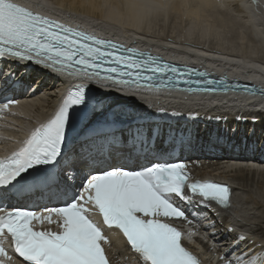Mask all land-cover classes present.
I'll return each mask as SVG.
<instances>
[{"label": "snow or ice", "instance_id": "obj_1", "mask_svg": "<svg viewBox=\"0 0 264 264\" xmlns=\"http://www.w3.org/2000/svg\"><path fill=\"white\" fill-rule=\"evenodd\" d=\"M41 7L0 0V61L8 62L0 71L4 94L0 118L19 104L7 93L19 88L30 67L129 92L179 90L183 84L189 93L216 92L220 87L264 95L262 89L229 83L226 78L209 79L205 72L182 69L32 10ZM79 7L106 14L112 22L135 18L143 23L166 5L150 0ZM20 64L24 67L17 72ZM185 75L203 79H184ZM88 83L70 86L54 113L32 129L17 149L0 157V264H112L105 248L111 243L107 230L122 235L138 257L134 264H202L182 245V233L170 221L192 224L195 219L198 224L199 219L183 207L191 206L195 196L202 198L201 207L211 210L215 204L226 210L230 189L216 182H190L185 164L173 159L184 133L169 129L163 147H158L160 128L149 131L138 119L127 130L129 146L118 134L112 110L106 111ZM38 84L27 91L35 92ZM76 127L83 131L73 145L68 137ZM73 164L79 165V171ZM18 200L38 204L41 210H23ZM209 221V227L215 228V222ZM45 224H54L56 230L37 227ZM245 238L243 232L237 236L240 241ZM9 239L11 253L5 247ZM220 259L223 264H264L262 254L230 260L226 252Z\"/></svg>", "mask_w": 264, "mask_h": 264}, {"label": "bare ground", "instance_id": "obj_2", "mask_svg": "<svg viewBox=\"0 0 264 264\" xmlns=\"http://www.w3.org/2000/svg\"><path fill=\"white\" fill-rule=\"evenodd\" d=\"M36 1L46 10L62 11L67 7L70 11L82 14L72 17L80 23L86 22L90 29L94 28V24L89 21L95 22L101 16L104 20L105 14L81 8L79 5L150 2V0ZM227 1L229 7L245 19L244 26L235 19L228 18L229 15L225 12ZM163 4L166 5L165 8L153 11L143 23L135 18L113 23L126 30H135V34L142 35V39L149 40L154 46H163L168 50H174L173 52L178 51L189 56L196 53V59H202L205 63L227 69L229 73L241 75L245 79H252L253 82L264 85V0H258L256 4H251L250 0H213L207 6L199 3V0H194L184 7L183 14L179 10L181 7L179 4L175 2ZM241 26L248 30L250 41L245 42L244 39H248L244 36ZM168 27L172 31L163 35L161 32ZM180 31L181 35L175 34ZM156 35L161 38L156 40L158 38ZM254 39H258V42ZM253 41L258 45L252 46ZM20 69L16 67L17 72ZM36 77L37 74L30 72L27 77L23 76V80L27 79L31 83ZM48 78L50 82L38 85L34 95H31L33 97L31 102L40 104L43 114L49 112L55 101L57 102L56 79L52 75ZM22 85H26V82ZM107 90L116 97L123 94L137 96L126 89L124 91L108 87ZM142 93L149 95H146V99H129L134 104L130 111L136 116L150 117L148 121L142 117L138 118L142 119L149 131L153 127L160 128L161 136L156 141L157 146L163 145L169 129L175 133H184L183 144L177 142L176 146L181 147L182 154L187 156L192 177L227 182L235 194L232 215L227 212L219 214L202 211L197 207V203L190 209L192 216L198 218L200 222L197 224L194 219L192 224L186 221L180 226L184 229L189 225L198 233L189 246L196 250L198 255L202 254L204 260L208 259L209 264H223L220 257L226 252L236 257L249 253L264 255L261 253L264 246V203L260 201V198L264 197V98L238 93L213 95L197 93L187 97L185 93L178 91ZM27 96L29 91L27 93L19 91L15 97L24 99ZM162 100H175L170 103L175 107L148 109L142 113L137 111ZM126 136L128 137L127 134ZM75 168L79 171V166ZM206 216L208 219H204ZM209 218L215 222V228L209 227ZM205 227H208V230ZM240 232L248 235L243 241L237 240ZM207 233H215L212 237L218 246L217 250L204 243ZM107 235L111 243L105 245V248L112 264H134L138 260V257L128 249L123 237L114 230L107 231ZM216 255L219 256V260L213 263Z\"/></svg>", "mask_w": 264, "mask_h": 264}, {"label": "rangeland", "instance_id": "obj_3", "mask_svg": "<svg viewBox=\"0 0 264 264\" xmlns=\"http://www.w3.org/2000/svg\"><path fill=\"white\" fill-rule=\"evenodd\" d=\"M225 12H227L228 13V18L229 19H235L237 22H240V23H242V25L244 26V24H245V19L244 18H242V16H240V15H238L235 11H234V9H232V7H229V5H228V1H227V3H226V5H225ZM232 11V12H231ZM232 16V17H231ZM172 23H174V20H172ZM243 26H241L240 28L245 32H243V34H244V36H247L246 38L248 39V40H246V39H244L245 40V42H248V41H250V39H249V33H248V30H246L245 28H242ZM171 29L168 27V28H166V30L164 31H162L161 33L163 34V35H165L166 33H168L169 31H170ZM172 31V30H171ZM181 32L182 31H180V32H178V33H175V34H178V35H181ZM174 33V32H173ZM157 36V35H156ZM158 38H156V40H159V38H161V36H157ZM254 40H256V42H258V39H254ZM256 42H251V44H252V46H254V45H258V43H256ZM250 44V43H249ZM210 46V45H209ZM236 52V51H235ZM261 53V52H260ZM262 56V55H261Z\"/></svg>", "mask_w": 264, "mask_h": 264}, {"label": "clouds", "instance_id": "obj_4", "mask_svg": "<svg viewBox=\"0 0 264 264\" xmlns=\"http://www.w3.org/2000/svg\"><path fill=\"white\" fill-rule=\"evenodd\" d=\"M165 2H175V3L179 4V5L181 6L179 10H180L181 13L183 14V9H184V7H185L188 3H190V2H194V0H161L160 3H165ZM212 2H213V0H199V3H201L202 5H205V6L210 5ZM193 23L195 24V21H193ZM260 201H261L262 203H264V197H261V198H260Z\"/></svg>", "mask_w": 264, "mask_h": 264}, {"label": "water", "instance_id": "obj_5", "mask_svg": "<svg viewBox=\"0 0 264 264\" xmlns=\"http://www.w3.org/2000/svg\"><path fill=\"white\" fill-rule=\"evenodd\" d=\"M153 16V15H152Z\"/></svg>", "mask_w": 264, "mask_h": 264}]
</instances>
